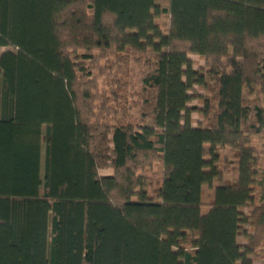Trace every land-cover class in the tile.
Segmentation results:
<instances>
[{
    "label": "trees",
    "instance_id": "16d2710c",
    "mask_svg": "<svg viewBox=\"0 0 264 264\" xmlns=\"http://www.w3.org/2000/svg\"><path fill=\"white\" fill-rule=\"evenodd\" d=\"M163 1L0 0V264H264V0Z\"/></svg>",
    "mask_w": 264,
    "mask_h": 264
},
{
    "label": "rangeland",
    "instance_id": "374dc122",
    "mask_svg": "<svg viewBox=\"0 0 264 264\" xmlns=\"http://www.w3.org/2000/svg\"><path fill=\"white\" fill-rule=\"evenodd\" d=\"M158 3H161L164 5V1L163 0H158ZM162 17V16H161ZM159 17V20L160 22L164 23L165 22V19L164 18H161ZM9 49H12L10 47H0V54L5 51V50H9ZM194 60L196 61V65L197 64H201L202 63V59L198 58L197 56H193ZM133 62L131 63V67H133ZM114 70V69H113ZM132 70V71H133ZM134 72V71H133ZM136 73V72H135ZM140 74L139 73H136V76H134V74H128L125 76V78L128 77V80L127 81H131L132 84L134 85H130L129 88L130 89H138L140 87ZM135 89V90H136ZM128 90V89H127ZM191 103H194V104H200L199 101L197 99H193L191 101ZM193 115L195 116V114L193 113ZM159 164L157 162H153L152 165L148 168H143L142 170H139L137 173L139 175H141L142 179L144 180V183L143 185L145 186V188L151 192L155 185L157 184V180L159 179L160 175L159 174ZM113 170L110 168V167H105V168H101L99 169V173L100 174H112ZM159 181V180H158Z\"/></svg>",
    "mask_w": 264,
    "mask_h": 264
}]
</instances>
